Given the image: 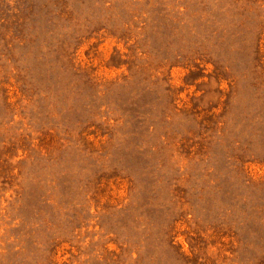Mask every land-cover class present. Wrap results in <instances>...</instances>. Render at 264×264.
Listing matches in <instances>:
<instances>
[{"label":"rangeland","instance_id":"1","mask_svg":"<svg viewBox=\"0 0 264 264\" xmlns=\"http://www.w3.org/2000/svg\"><path fill=\"white\" fill-rule=\"evenodd\" d=\"M0 264H264V0H0Z\"/></svg>","mask_w":264,"mask_h":264}]
</instances>
